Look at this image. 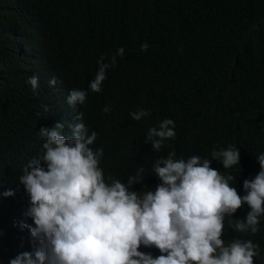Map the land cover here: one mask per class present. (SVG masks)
Here are the masks:
<instances>
[{
  "label": "clouds",
  "instance_id": "9594fccd",
  "mask_svg": "<svg viewBox=\"0 0 264 264\" xmlns=\"http://www.w3.org/2000/svg\"><path fill=\"white\" fill-rule=\"evenodd\" d=\"M103 60L87 86L43 63L56 123L39 129L42 152L21 169L32 251L9 264H264V153L237 131L240 118H197L194 104L180 136L156 87L102 86L116 65ZM27 83L35 92L38 77ZM142 146L151 154L133 168Z\"/></svg>",
  "mask_w": 264,
  "mask_h": 264
},
{
  "label": "trees",
  "instance_id": "16d2710c",
  "mask_svg": "<svg viewBox=\"0 0 264 264\" xmlns=\"http://www.w3.org/2000/svg\"><path fill=\"white\" fill-rule=\"evenodd\" d=\"M114 56L102 86L120 78L156 87L164 110L178 112L180 136H188L183 120L194 128L186 116L194 104L197 118L213 114L231 125L240 118L237 131L264 153V0H0V193L15 192L0 196V264L32 251L30 232L19 227L32 223L19 177L42 152L39 129L56 123L43 63L64 75L70 70L72 86H87L94 74L88 67ZM33 76L35 92L27 83ZM171 148L169 142L165 150ZM173 148L183 152L179 141ZM150 154L142 146L132 167Z\"/></svg>",
  "mask_w": 264,
  "mask_h": 264
}]
</instances>
